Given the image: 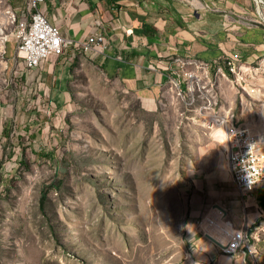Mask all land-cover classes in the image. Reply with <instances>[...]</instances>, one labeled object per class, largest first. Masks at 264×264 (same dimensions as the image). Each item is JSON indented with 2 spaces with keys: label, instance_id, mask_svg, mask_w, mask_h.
I'll list each match as a JSON object with an SVG mask.
<instances>
[{
  "label": "rangeland",
  "instance_id": "374dc122",
  "mask_svg": "<svg viewBox=\"0 0 264 264\" xmlns=\"http://www.w3.org/2000/svg\"><path fill=\"white\" fill-rule=\"evenodd\" d=\"M18 1L0 2V22L6 24V8L17 21L29 18V6ZM253 4L256 21L264 25V9ZM67 39L77 48L84 40ZM5 54L0 56V264H211L210 258L197 257L190 235L219 205L197 220L191 212L196 190L207 185L203 172L221 166L226 174L224 131L203 122L175 89L152 106L118 77L105 76L97 62H86L72 70L71 98L67 92L61 97L41 81L40 70L31 72ZM212 76L225 102L222 77L215 70ZM225 211L239 227L242 213L238 224Z\"/></svg>",
  "mask_w": 264,
  "mask_h": 264
},
{
  "label": "crops",
  "instance_id": "0c3cea01",
  "mask_svg": "<svg viewBox=\"0 0 264 264\" xmlns=\"http://www.w3.org/2000/svg\"><path fill=\"white\" fill-rule=\"evenodd\" d=\"M18 3L11 0L14 6ZM40 8L65 37L85 39L102 31L107 38L104 51L84 52L70 47L64 55L51 57L42 62L41 68L31 71L40 70L41 81L60 92L61 97L66 92L70 97L72 70L86 62H97L105 76L118 77L129 91L152 105L174 89L173 79L178 77L173 63L176 56L219 62L239 54L238 61L257 67L264 55V25L256 21L253 0H44ZM17 45L10 37L2 48L6 49L5 53L13 54L11 58L19 60L21 65L23 60L17 57ZM84 54L90 58L83 59ZM5 55L0 54L2 59ZM254 82L258 89L251 97L232 82L231 75L222 78L220 88L226 100L221 99V106L231 108L240 125L259 134L264 146V69L255 75ZM222 169L219 166L203 172L207 185L202 184L196 190L191 212L195 220L209 206L217 204L227 209L229 218L240 223L242 198L228 168L226 174ZM214 182H220L221 186L217 187ZM214 197H218V202ZM254 201L250 208L254 221L251 244L264 254V187L256 190ZM196 229L190 239L199 250L197 257L206 256L211 264H252L247 252L222 253L212 240L197 235ZM261 254L257 264H264Z\"/></svg>",
  "mask_w": 264,
  "mask_h": 264
},
{
  "label": "built area",
  "instance_id": "2783aa9c",
  "mask_svg": "<svg viewBox=\"0 0 264 264\" xmlns=\"http://www.w3.org/2000/svg\"><path fill=\"white\" fill-rule=\"evenodd\" d=\"M4 1L12 6L11 0H0L1 4ZM21 2L29 6V18L17 21L14 10L6 8V23L16 24L14 34L18 39V51L22 56L23 64L26 68L35 70L40 67L43 60L64 55L68 47L72 46L71 40L62 37L60 29L42 13L40 3L44 0H21ZM2 39L5 40L4 37ZM106 44V36L102 31H98L80 40L77 45L79 48H74L82 51H104ZM5 52L6 49L3 53ZM238 59L239 54L223 58L219 62L176 56L173 63L176 65L178 77L173 79V87L177 90L178 96L187 98L195 107V115L202 121L205 118L211 128L220 127L224 131L227 168L242 198L243 222L239 227H235L226 219V211L222 207H218L212 213L211 209L207 211L196 227L203 235L212 238L223 252L235 254L240 250L245 254L247 250L252 256L250 262L257 264L259 263L257 257L261 252L256 245L251 244L254 237L250 230L254 221L250 220V208L254 206L256 190L264 187V146L261 144L259 134L247 126L240 125L231 108L221 106L220 91L218 92V85L212 76L213 70L222 78L232 74V82L239 89L254 93L257 85L254 77L259 70L264 69V55L257 67L240 62ZM217 241H222V245ZM261 256L264 258V254Z\"/></svg>",
  "mask_w": 264,
  "mask_h": 264
},
{
  "label": "bare ground",
  "instance_id": "6f19581e",
  "mask_svg": "<svg viewBox=\"0 0 264 264\" xmlns=\"http://www.w3.org/2000/svg\"><path fill=\"white\" fill-rule=\"evenodd\" d=\"M258 1H259V0H257V4H258V6H260L259 3H258ZM259 8H263V9H264V4H261V7H259ZM259 13H260V14H263L262 9H260ZM2 14H3V13H2ZM45 17H46V16H45ZM0 26L2 27L1 30H0V33L3 32V35H4V33H5V35L7 36L8 39H9L10 37H13V38L16 40L17 44H18V39H17V37H16L15 34H14V31H15V25H13V24H11V25H7V23L5 24V22H3V24H1ZM12 27H13V28H12ZM8 34H9V36H8ZM61 36H62V37H65V36L62 35V33H61ZM17 57L20 58V59L22 60V56L19 54V51H18V45H17ZM204 121H205V122H208L206 119H204ZM226 138H227V137H226ZM239 251H240V250H239ZM246 252H247V250H246Z\"/></svg>",
  "mask_w": 264,
  "mask_h": 264
},
{
  "label": "water",
  "instance_id": "95a60500",
  "mask_svg": "<svg viewBox=\"0 0 264 264\" xmlns=\"http://www.w3.org/2000/svg\"><path fill=\"white\" fill-rule=\"evenodd\" d=\"M255 1L257 2V0H255ZM258 3L260 5V7H261V4H264V0H259Z\"/></svg>",
  "mask_w": 264,
  "mask_h": 264
}]
</instances>
